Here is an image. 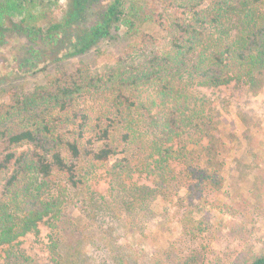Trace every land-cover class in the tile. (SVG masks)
Wrapping results in <instances>:
<instances>
[{
  "label": "trees",
  "instance_id": "obj_1",
  "mask_svg": "<svg viewBox=\"0 0 264 264\" xmlns=\"http://www.w3.org/2000/svg\"><path fill=\"white\" fill-rule=\"evenodd\" d=\"M73 1V8L57 19L51 15L56 0H0V46L8 34L23 36L34 59L48 58L71 20L81 22L83 3L99 0ZM98 17L76 34L67 52L82 53L100 39L119 42L122 51L110 72L88 75L80 67L0 105V247H6L0 264H34L15 243L45 218L51 221L48 251L53 262L75 263L87 235L81 216L71 213L74 207L67 210L63 200L71 190L94 200L86 174L121 151L147 152L155 162L160 194L153 188L122 186L121 199L126 195L129 203L95 197L102 209L92 207L90 212L109 214L130 233L137 232L142 215L159 195L176 191L170 162L182 156L176 153L180 136L203 159L199 183L204 195H216L223 183L218 150L223 141L191 88L219 87L233 80L254 95L264 88V0H105ZM147 23L156 34L143 29ZM124 64L131 66L121 69ZM107 89L114 99L102 114L82 111L77 129L68 132L49 125L52 111L68 118L79 98ZM103 120L109 123L99 127ZM144 199L151 202L146 205ZM61 248L67 250L65 256ZM110 253L115 264H144L137 263L130 248ZM249 264H264V252Z\"/></svg>",
  "mask_w": 264,
  "mask_h": 264
},
{
  "label": "rangeland",
  "instance_id": "obj_2",
  "mask_svg": "<svg viewBox=\"0 0 264 264\" xmlns=\"http://www.w3.org/2000/svg\"><path fill=\"white\" fill-rule=\"evenodd\" d=\"M56 1L51 15L61 19L65 11L73 8L74 1ZM104 4L105 0L83 3L81 22L71 20L72 25L64 32L62 42L47 52L48 58L34 59L27 39L8 34L6 44L0 46V105L10 103L14 96L21 99L32 94L45 87L51 78L74 73L80 67L88 75L102 76L110 72L122 51L119 42L100 39L95 44L90 43L82 53L67 52L76 34L98 20ZM143 29L151 34L157 32L150 23ZM124 66L121 69L131 65ZM191 89L192 95L202 100L203 114L213 117L215 132L219 131L223 141L218 149L221 151L219 161L223 159V183L219 192L204 195L199 183L200 174L205 170L203 159L196 151L186 148L188 140L185 135L180 136L175 140L176 153L182 156L170 162L176 174V191L167 190L159 195L150 212L142 215L143 224L137 232L130 233L123 222L109 214L90 212L92 207L102 209L95 197L112 203H129L126 195V199H121L122 186L153 188L160 194L156 171L152 170L155 162L147 152L121 151L86 174L88 192L94 200H84L72 190L63 200L67 210L74 207L71 213L81 216L80 224L85 226L87 235L80 243V253L73 264H115L110 252L119 249L124 252L129 248L137 263L144 264H155L157 258L160 264H249L264 252V88L254 95L243 82L233 80L219 87L204 85ZM113 99L110 89L85 94L75 103V114L70 112L68 118L52 111L49 125L65 132L76 130V125L82 121V111L102 114ZM197 104L199 106V102ZM92 117L94 119L95 115ZM107 123L108 120H103L99 127ZM92 124L88 122V126ZM218 144L216 141L215 149ZM24 149L26 146L19 147L18 151ZM148 200L151 202L144 199L146 205ZM50 222L45 218L15 243L34 264H56L48 251ZM5 250V246L0 247L1 258ZM59 252L63 256L67 254L64 248Z\"/></svg>",
  "mask_w": 264,
  "mask_h": 264
}]
</instances>
